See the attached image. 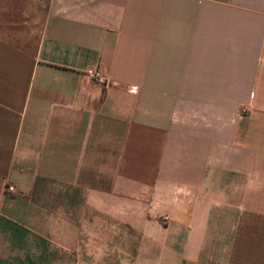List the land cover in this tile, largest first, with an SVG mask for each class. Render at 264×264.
I'll use <instances>...</instances> for the list:
<instances>
[{"label":"crops","instance_id":"obj_1","mask_svg":"<svg viewBox=\"0 0 264 264\" xmlns=\"http://www.w3.org/2000/svg\"><path fill=\"white\" fill-rule=\"evenodd\" d=\"M0 264H264V0H0Z\"/></svg>","mask_w":264,"mask_h":264},{"label":"built area","instance_id":"obj_2","mask_svg":"<svg viewBox=\"0 0 264 264\" xmlns=\"http://www.w3.org/2000/svg\"><path fill=\"white\" fill-rule=\"evenodd\" d=\"M84 76L89 81H92L93 83H96V84L101 85V86H107L111 83L106 76L102 75L100 72H98L97 70H94V69L86 70L84 72ZM244 112L245 111H242V114ZM8 191L12 192L13 188L8 187Z\"/></svg>","mask_w":264,"mask_h":264}]
</instances>
